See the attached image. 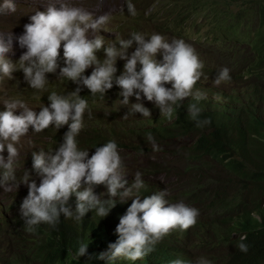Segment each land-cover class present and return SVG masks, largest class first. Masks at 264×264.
Listing matches in <instances>:
<instances>
[{"label": "clouds", "instance_id": "obj_1", "mask_svg": "<svg viewBox=\"0 0 264 264\" xmlns=\"http://www.w3.org/2000/svg\"><path fill=\"white\" fill-rule=\"evenodd\" d=\"M46 8V12L37 11L30 17L31 22L24 25V33L17 38L20 48L26 49L17 61L19 68L17 62L13 63L8 58L10 53L14 54L13 41L0 39V80L15 79L13 73L22 71L24 80L32 89L42 90L48 82L46 74H55L59 69L57 79H66L77 85L67 95H58L52 91L47 96L50 106L41 107L38 114L22 99L7 97L3 100L6 110L0 112V153L6 148L7 158L0 155V191L1 188L11 192L13 189L21 192L28 190L20 205L25 230L35 232L36 226L41 223L54 227L59 223L61 215L77 221L87 216L93 217L95 212L98 216L106 217L116 204L115 198L119 197L121 202L131 199V205L119 218L115 229L118 239H111L109 244L104 242L98 259L104 260L106 264L123 260L128 264H211L205 257L189 254L179 247L157 246L168 235L194 227L200 215L198 209L182 201L170 204L166 190L155 193L154 189L141 202V197L134 195V190L138 192L144 187L142 174L136 172L133 177L127 178L115 140L96 147L90 158L88 150L78 149L76 137L84 126V114L88 108L80 92L82 88H87L92 96L99 93L104 97L115 83L120 89L118 95L123 97L120 100L122 105H129V98L135 96L137 101L130 104L131 107L122 117L125 120L131 119L133 127L137 126L134 122L143 119L147 121L154 116L151 114L152 103H137L141 95L154 102L155 112L169 121L173 119L174 106H179L180 102L191 97L195 103L188 106V118L195 122L197 128H202L210 124L211 120L199 119L202 111L198 106L199 101L207 99V95L212 96L217 86H220V91L212 96L214 99L223 101L228 96L235 97L238 94L244 99L247 97V88L222 87L223 82H231L230 70L224 67L217 71L215 78L204 80V83L213 80V87L208 86L210 92L193 91L203 75L201 69L204 65L196 50L185 42L188 41L186 39H170L161 34H152L146 39L145 34L133 32L129 39H119L105 47L102 34L107 39L118 36L114 28L110 29L114 36L102 31L106 30L105 25L112 19L110 13L94 19L92 13L83 7L67 3H49ZM15 11L14 0H3L0 4V14ZM127 11L132 16L137 14L131 0L127 3ZM90 31L95 34L92 38L88 35ZM199 33L205 42L204 31L200 30ZM117 43L119 47H116ZM133 45L135 50L129 54L128 50ZM61 46L63 67L58 63ZM101 49L105 53L103 60L96 55ZM159 54L161 57L156 58ZM118 58L125 63L123 71L117 76ZM88 68H92V72L86 76L84 73ZM166 84H171V87ZM235 89H238V94ZM17 109L22 110L19 115L15 114ZM51 125L57 130L67 125L68 131L63 136V143L54 151H32L30 160L16 167L20 156L17 145L22 137L28 135L29 127H32L33 132L40 133ZM150 125L147 121V126ZM146 139L154 152L161 150L151 132ZM15 169H32L39 178V185L28 171L17 182ZM20 184L27 187L19 188ZM96 185H102L100 188L107 190L103 193L109 197L107 200L94 193ZM73 195L76 197L74 210L68 203ZM108 237L110 239L113 235ZM245 240L247 234L240 235L237 244L243 253L249 251V246L243 242ZM87 247L88 244L81 243L76 256H84ZM157 249L162 253L157 254Z\"/></svg>", "mask_w": 264, "mask_h": 264}, {"label": "trees", "instance_id": "obj_2", "mask_svg": "<svg viewBox=\"0 0 264 264\" xmlns=\"http://www.w3.org/2000/svg\"><path fill=\"white\" fill-rule=\"evenodd\" d=\"M172 6L185 28L187 24L192 25L190 28L195 32L204 31L206 40L203 44L214 57L217 48L222 50L223 43H234L238 46L239 57L226 61L229 63V81L250 78L247 97L242 99L238 89H235L237 96H228L223 101L207 95V99L198 102L202 109L199 119H210L211 123L202 128H197L195 122L188 118V106L195 103L189 97L180 102L179 106H174L171 121L159 112L157 114L154 110L156 107L153 106L151 114L154 116L147 119L152 125L144 127L143 123L134 122L137 126L133 127L131 119H124L121 131L117 123H104L105 127L92 123L94 115L100 116L96 106L117 104L123 99L118 95L119 87L114 83L104 97L99 93L92 96L87 88H82L80 96L87 101L88 108L84 114V126L76 137L78 149L91 150L94 154L96 147L115 140L118 154L123 165H126L124 149L134 148L141 154L153 150L146 139L147 134L151 132L160 149L163 146H167L166 150L174 149L173 153H180V161L185 163L179 175L185 174L186 180L176 185L175 194L169 198L173 201L187 200L195 205L200 213L194 227L168 235L158 242L157 246L179 247L189 254L212 260L211 264H264V0H174ZM173 18L170 20L173 21ZM159 28L165 38L168 37L165 31L184 36L178 23L172 25L166 20L160 23ZM113 30L118 32V27ZM133 32L139 31L132 30L125 38L116 36L107 39L104 34L101 36L104 37L107 47L119 39H129ZM116 47H119L118 43ZM134 50L135 45L128 53ZM96 55L101 60L105 58L103 49ZM160 57L159 54L156 58ZM209 58L211 61L201 69L203 75L193 91L210 92L211 89L204 80L215 78L217 71L224 68L210 56ZM61 61L63 57L58 59V63L62 64ZM123 61L117 59V76L123 71ZM91 72L92 68H88L84 75H90ZM13 75L23 76V72L16 71ZM61 82L71 87L67 93L77 88L72 81L61 79ZM62 84L60 83V86ZM165 86L171 87V84ZM22 94L24 91L20 93ZM47 96L48 94L44 95L42 99L49 101ZM136 101L135 96L129 98L131 103ZM108 109L111 113L121 116L129 108ZM2 111L4 110L0 108V112ZM49 128L56 132L54 138H58V141L54 143L45 140V149L54 151L63 143V136L68 127L63 125L57 130L51 125ZM81 133H85L86 137L81 138ZM212 163L220 165V179L214 174ZM163 166L162 160L146 167L141 164L133 166L136 168L135 173L140 172L145 182L138 192L134 190V195H139L141 202L156 189L155 184L145 178L144 171L147 174L162 172L165 169ZM25 171H28L39 185V178L32 169H15L17 182ZM248 183L251 185L243 189ZM82 185L86 187L83 182ZM101 186H94V193L107 200L109 197L103 194L107 190L101 189ZM22 187L27 186L20 184L19 188ZM27 194L28 190L21 192L13 189L12 192H5V206L0 209V264H106L104 260L98 259L102 253L101 247L104 242L109 244L111 239H118L115 229L119 218L131 205V199L121 202L119 197L115 198L116 204L106 217L98 216L95 212L93 217L87 216L77 221L61 215L59 223L54 227L41 223L36 226L35 232L30 233L25 230L24 221L20 216V205ZM74 202L76 197L73 195L68 202L73 210ZM7 208L16 209L13 217L6 215ZM87 234L90 236H86ZM244 234H247V240L243 242L249 246L247 253L240 252L237 247L239 236ZM108 235L113 237L109 239ZM81 243L88 244V247L86 254L78 258L76 253ZM217 245L221 249L216 253L212 252ZM160 253L162 251L157 249V254ZM209 253L211 256L205 255ZM114 264L128 262L115 261Z\"/></svg>", "mask_w": 264, "mask_h": 264}, {"label": "rangeland", "instance_id": "obj_3", "mask_svg": "<svg viewBox=\"0 0 264 264\" xmlns=\"http://www.w3.org/2000/svg\"><path fill=\"white\" fill-rule=\"evenodd\" d=\"M129 0H14V3L16 4V11L15 12H7L4 14H0V39L9 41H13V52L14 54H9L8 58H10L13 63L17 62L19 60L21 54L26 51V49H21L18 43V37L21 36L24 33V25L27 23H30V17L35 15L37 11L40 12H46L47 5L49 3H56L57 5L59 3H67L73 6L83 7L87 11L91 12L93 15V18H98L99 15H102L104 13H110L112 19L109 21L107 25H105V31L102 29V31L109 35L114 36L113 32L110 29H113L115 27H118V36L119 38H125L127 35L130 34V32L133 31H139L143 34H145L146 39L150 38L152 34H161L159 32V25L161 22L168 20L172 23V25H175L176 23L179 24V30L182 31V35H175L174 32L171 31H165L166 36L178 39L186 38V43L190 44L197 52L199 59L203 62V65L207 64L211 61L209 56L215 60V62L221 64L222 67H227L229 63V59H234L239 57L240 51L238 49V46L234 43H228V44H222V50L218 49L216 50V57L212 54L211 51L207 50L206 45L203 44L201 35L199 32H195L192 27V25H187L186 28L183 25L182 20L177 15V12L173 10L174 0H134L131 3L134 4L136 9V15L132 16L127 11V3ZM3 3V0H0V4ZM237 9H235L236 11ZM176 16V17H175ZM162 17V18H161ZM174 17V18H173ZM173 18V21L170 20ZM89 38H92L95 34L91 31L89 32ZM165 37V35H163ZM198 50V51H197ZM60 51V58L63 57V46H61ZM199 52V53H198ZM62 64H60L61 67L64 65V61H61ZM125 61L122 62V69L124 66ZM17 67H19V64L17 62ZM140 66L138 65L137 68ZM233 67V66H232ZM59 74V69H57V73L52 74H46V78L48 79V82L45 84L44 89L42 90H36L32 89L24 80L23 76H14L15 79L9 80L7 78H4L3 80H0V108L2 110H6L5 105L3 104V100L7 97H16L19 99H22L29 108L35 110L37 114L40 111V108L43 106H50V101L43 100L42 97L44 95L51 94L52 91H55L58 95H67L68 93L66 91H70L71 87H67L66 85L62 84L61 79H57ZM2 81H4L2 83ZM206 84L209 87H213L212 79L207 80ZM250 78H247L245 80L239 81L238 79L232 80L231 82H223L221 84L222 87L227 88L230 86H236L238 88H247L249 86ZM60 83L62 86H60ZM34 90V91H33ZM24 91V94L20 95V93ZM220 91V86H217L214 88L212 92V96H215ZM141 101H145L143 105H150L152 103V106H154V102L148 101L145 97H141V100L137 103H141ZM130 104H133L129 102V105L123 106L120 101H118L117 104H111V105H99L96 106L97 109H99L100 116H95L92 120L93 124H98L102 127H105V124H119L118 126L121 128L120 130L123 131V124L124 119H122L123 115H118L115 113H111L109 111V107L115 108L117 110H126L131 107ZM4 108V109H3ZM21 109H17L15 111L16 115H19ZM141 118H144L142 115H140ZM144 127H147V121L145 119L141 120ZM105 123V124H104ZM121 124V125H120ZM34 130L32 127H29V133L26 137H22L20 143L17 145L18 150L20 152V156L18 161L16 162V167H20L22 165H25L30 160V155L32 151H36L39 149H43L45 152H48L49 150L45 149V146L47 144L44 142L45 140H49L51 142L58 141V138H54V135H56V132H54L51 128L42 131L40 133L33 132ZM80 137H86L85 133H81ZM125 139V138H121ZM29 140L31 141V144H29ZM84 144V142H82ZM167 146H163L159 152L149 151L147 154H141L138 153L134 148H127L123 150V153L126 156L124 171L128 177H133L135 175V170L133 166L137 165H143L144 167L151 165L153 163H157L159 160H162L164 163V170L162 172H157L154 174H147L144 171V176L147 180L152 181L155 186L156 190L155 193L159 191H167L168 200L165 197V199L171 204V203H177V202H184L189 207H194L197 209L195 205L188 202L187 200H179V201H170L169 197L174 195L176 192V185L180 184L182 181L186 180L185 174H180L179 171H182V169L185 167V163L180 161V153L174 154V149L166 150ZM50 148H52V145H50ZM86 150V149H85ZM89 152V158L93 154L91 150H88ZM0 155H3L5 159L7 158V149L5 148V151L3 153H0ZM147 164V165H146ZM213 164V172L214 174L220 179V176L218 175L220 165L216 163ZM146 165V166H145ZM212 172H210L211 174ZM39 182V181H38ZM132 183V182H131ZM251 184H245L243 186V189L246 187H249ZM5 192H11V191H5L3 188H1L0 191V209H3L5 206ZM129 200V199H128ZM6 215L8 217H13L15 213L17 212L16 209H9L7 208ZM227 247V246H226ZM221 249L218 245L215 246L212 249V252H218ZM206 256H211V253ZM211 258V257H210ZM212 262V260H211Z\"/></svg>", "mask_w": 264, "mask_h": 264}]
</instances>
